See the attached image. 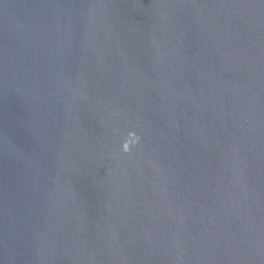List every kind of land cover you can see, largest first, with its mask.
Returning a JSON list of instances; mask_svg holds the SVG:
<instances>
[{"label": "water", "instance_id": "95a60500", "mask_svg": "<svg viewBox=\"0 0 264 264\" xmlns=\"http://www.w3.org/2000/svg\"><path fill=\"white\" fill-rule=\"evenodd\" d=\"M0 264H264V0H0Z\"/></svg>", "mask_w": 264, "mask_h": 264}]
</instances>
